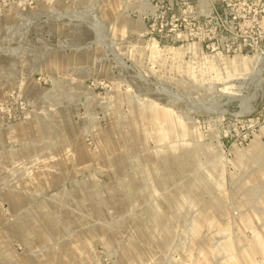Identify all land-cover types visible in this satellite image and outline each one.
I'll list each match as a JSON object with an SVG mask.
<instances>
[{
  "label": "rangeland",
  "instance_id": "obj_1",
  "mask_svg": "<svg viewBox=\"0 0 264 264\" xmlns=\"http://www.w3.org/2000/svg\"><path fill=\"white\" fill-rule=\"evenodd\" d=\"M0 264H264V0H0Z\"/></svg>",
  "mask_w": 264,
  "mask_h": 264
}]
</instances>
